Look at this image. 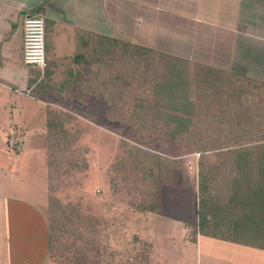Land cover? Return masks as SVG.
I'll use <instances>...</instances> for the list:
<instances>
[{
	"label": "crops",
	"instance_id": "obj_1",
	"mask_svg": "<svg viewBox=\"0 0 264 264\" xmlns=\"http://www.w3.org/2000/svg\"><path fill=\"white\" fill-rule=\"evenodd\" d=\"M26 15L44 21L43 70L22 61ZM103 39L193 63L192 70L219 71L264 83V0H0V264H56L60 259L46 210V120L50 112L56 113L57 102L87 104L96 94L108 95V56L103 59L100 51L97 63L98 54L92 49ZM11 139L20 146L19 152L9 145ZM31 151L42 156L41 169L29 182L26 156ZM24 153L22 160L11 159ZM178 161L158 159L159 173L151 187L158 189L156 207L132 210L133 264L264 261L262 249L199 233L197 177L192 201L184 186L179 192L167 189L172 188ZM195 166L197 172V162ZM91 226L84 223L80 231L85 233L86 263H92L86 255L91 250ZM213 226L222 231L228 223L218 221ZM116 227L102 226L101 241L111 232L118 247L119 239L127 237Z\"/></svg>",
	"mask_w": 264,
	"mask_h": 264
},
{
	"label": "trees",
	"instance_id": "obj_2",
	"mask_svg": "<svg viewBox=\"0 0 264 264\" xmlns=\"http://www.w3.org/2000/svg\"><path fill=\"white\" fill-rule=\"evenodd\" d=\"M92 49L96 55L98 54L94 58L97 63H100V51H102L103 59L106 54L108 57L116 58L115 61L118 57H128L130 60L123 58L125 65H128V61H130L137 64L138 70L146 69L140 73L141 75L147 74V68L150 67V64L144 66L141 63L144 58H149L153 54L162 58V62L158 65L162 71L159 76L154 77L156 79L149 88L150 96L145 95V97L135 101L115 99L108 115L112 121L115 120L119 124H127L142 131H150L155 135H161L169 140L186 143L194 147L199 154L196 176L199 233L264 250V113H258L256 114L257 117L248 118L244 121L246 123L248 121L258 128L257 141L251 145L236 144L235 147L226 146L228 143L218 145V116L213 115L209 119L202 120L197 114V111L203 107L218 113V109L228 106L227 103L235 98L234 95L237 98L240 97L238 95H246L248 88L256 89L253 96L261 95L262 93L258 89H263L264 83L235 77L234 83L225 85V91L221 92L224 85L218 84V78L223 79L221 74L214 76V72L205 71L202 68L193 71L185 61L174 57L160 56L145 48L114 39L106 41L103 39L100 43L93 44ZM196 72L203 73L204 77L198 79ZM117 78H120L118 74ZM117 78L112 81L114 86L109 87L116 89V93L120 94L119 97L124 96L127 91H133L132 86L128 84H126L127 89H125V84L119 86L121 80ZM204 79L207 80L202 82L204 83L202 85L200 82ZM239 81H245L243 82L245 84H238ZM198 91L210 99L204 104L195 101L192 96ZM219 95L224 99L218 98ZM256 100L255 103L261 102L260 99ZM65 118H68L66 113L50 112L46 120L44 163L47 170L46 179L49 192L52 190V186L56 185V171H58V178H60L64 174L68 175L67 173L71 170L81 171L86 168V160L82 158L83 153L78 152L79 149H71L77 137L76 134L72 135L71 132L65 130L67 124ZM242 122L228 119L224 126ZM203 123H207L208 126L215 125L217 130H209L204 133L200 130V127L204 126ZM261 128L263 129L261 130ZM220 135L225 137V141H227L226 139L233 140L235 137L230 132ZM245 135L247 133H240L242 138H246ZM157 158V156L139 148L131 150L129 155L120 158L119 165L121 168L119 170L127 174L129 178L132 177L131 183L139 184V188L142 189V191L134 190L139 196V201L137 203L136 201L130 202L133 208L142 211L156 207L154 195L158 189L157 186L154 189L151 187L152 181L155 182V176L159 173L152 162L153 159ZM148 159L151 163H147ZM158 163L156 161L155 164ZM136 173H139L140 176L134 177ZM219 176L224 180L221 188H218L217 178ZM135 178H137L138 183L135 182ZM126 180L128 181V179ZM58 182H60L59 186L64 185L62 179ZM217 191L218 194H216ZM48 194L47 208L51 229L52 209L55 204H53L54 198L51 193ZM59 207V202L56 201V209ZM218 221L227 222V229L218 231V227L213 226L217 225ZM79 227L81 228L80 231H83L84 224L81 220ZM211 227H215V229L212 230ZM95 236L97 234L93 233L94 238ZM80 244H84V237H82ZM83 250L75 251L77 256L75 259L77 260L74 261V264H85L86 259ZM91 264L99 263L94 259Z\"/></svg>",
	"mask_w": 264,
	"mask_h": 264
},
{
	"label": "rangeland",
	"instance_id": "obj_3",
	"mask_svg": "<svg viewBox=\"0 0 264 264\" xmlns=\"http://www.w3.org/2000/svg\"><path fill=\"white\" fill-rule=\"evenodd\" d=\"M108 58V89L111 85L114 86L112 81L117 78L118 74L120 78L117 79L121 80L119 86L125 84V89H127L128 86L126 84H128L132 86L133 91H127L124 93V96L119 97L120 94H116V89L110 88V91H107L108 95H101L100 97L99 94H96L91 97L87 104H74L68 103L67 101H61L60 103L57 102L59 98L57 99L56 94V112L64 113L63 111L66 109L71 111L70 113H66L68 114V118H65L67 122L65 130L71 132L72 135L76 134L77 137L71 149H79L78 152H82V158L86 160V168L81 171L71 170L67 173L68 175L64 174L60 178H58V171H56V185L52 186L50 192L48 191L46 179L47 205L49 201L48 193H51L54 198L53 204H55V207L52 209L51 227L57 245L56 252L60 254V259L59 257L56 259V264H69L70 259L74 261L77 260L75 259V257H77L75 251L78 252L84 249V245L80 244L82 243V237H85L84 232L80 233V220L83 221V224H89L91 222L92 232H89V234H97L95 238L92 236L91 245H88V248L91 250H88L86 253L91 260L95 259V261L98 263L100 262V264H102V261H104V264H133L132 255L134 248H132L131 240L133 233L132 228L135 221L132 215V210H134V208L130 205V202L136 201L137 203L139 201V196L134 190L137 189L136 191H142V189L139 188V184L131 183L132 177L129 178L127 174L119 170V168H121L119 165L120 158L129 155L131 150L139 148L153 156H157V159L152 160L156 170L157 164L155 163L158 159L172 161L173 158H179L180 161H178V163L180 167L178 169L176 168L177 171H175L174 168V177L173 179L171 178L172 182L170 186H172V188L169 189V187H167V189L172 192H179L180 190H178V188H183L184 186L188 192L187 194L190 201H192L193 196L197 192L195 187L197 172L195 171L194 162V154L197 153V151L194 147L186 143L169 140L161 135H155L150 131H142L127 124H119L115 120L112 121L110 115H108L112 106L111 104L113 100L116 99V95L118 100L121 101H135L136 99L145 97V95L148 97L150 96L149 88L156 79L154 77L159 76L162 71V68H158V65L162 62V58L154 54L149 58H144L141 63L144 66L150 64V67L147 68V74L145 75H141L140 73L146 71V69L142 68L143 70H138L136 68L137 64L134 62L128 61V65H125L123 58L130 60L128 57H118L117 61H115L116 58ZM193 65V63H187L188 67H193ZM196 70L194 69L193 71ZM219 74L223 76V79L218 78V84H224L221 92L225 91V85L231 82L233 84L234 78L238 77L219 71L215 73L214 76H218ZM196 77L202 79L204 76L203 73L198 72ZM98 78L100 79V77ZM205 80L207 79L202 80L200 83L205 82ZM243 82L239 81L238 84L241 83L244 85L245 83ZM202 85H204V83H202ZM255 90L256 89L248 88L247 94L249 95H238L240 96L239 98L234 95L233 97L235 98L227 103L228 106L218 109V113L205 109L204 107L197 111V114H199L202 120L209 119L213 115L218 116V145H222V143L225 145L228 143L226 146L235 147L236 144L251 145L257 141L259 135L257 132L259 131L258 128L254 127V125L248 121L247 123L244 122L248 120V118L257 117L256 114L258 113H264V88L258 89L262 93L261 95L253 96ZM196 93L192 98L201 104L206 103L210 99V97L202 95L201 91ZM65 97L70 100L67 95L64 96V99H66ZM218 98H221V100L224 99V97L220 95ZM256 99H260L261 102L255 103V101H257ZM102 100H105L106 104ZM228 119H234L237 122L240 120L243 122L240 124L235 123L236 125L230 126L228 124V126H224ZM203 124L204 126L200 127V130L204 133L209 130H217L215 125L208 126L207 123ZM262 129L263 128H261V130ZM229 132L235 137H233V140L226 139L227 141H225V137L220 134ZM241 132L247 133V135H245L247 137H240ZM45 139L46 131L43 140L44 148ZM26 154L27 153H24L17 158L11 157V159L22 160ZM69 155L71 157V154ZM41 156L42 155H38L35 151H31L27 154V176H29L27 181L31 182L33 180L32 176H36V170L41 169L40 163L38 162ZM189 161H191V164L188 165ZM148 162L151 163L150 159H148L147 163ZM33 170L34 172L32 173ZM45 173L47 177L46 166ZM137 175L140 176L139 173H136L134 177ZM60 179L63 181V186H59L60 182H58V180ZM126 179H128V181ZM217 179L218 188H221L224 180L220 178V176ZM35 181L36 179L34 182ZM136 181L137 178H135V182ZM136 183H138V181ZM56 201L59 202L60 206L57 209ZM47 205L46 210L48 209ZM108 225L117 226L116 229L120 227L119 234L127 237H124V240L119 239L118 247H116L115 243L118 239L114 235H111V232H109L110 237L108 239H105L103 242L101 241V233L98 231L101 230L102 226ZM90 239L88 241H90ZM104 247L105 250L103 249ZM255 253L260 252L255 251ZM83 254L85 255L84 250ZM112 255H115V258H113ZM84 263L91 264V262ZM72 264H74L73 261ZM260 264H264V261Z\"/></svg>",
	"mask_w": 264,
	"mask_h": 264
},
{
	"label": "built area",
	"instance_id": "obj_4",
	"mask_svg": "<svg viewBox=\"0 0 264 264\" xmlns=\"http://www.w3.org/2000/svg\"><path fill=\"white\" fill-rule=\"evenodd\" d=\"M22 61L25 65L36 67L43 70L46 67L45 61V37L44 21L35 15H26L22 22ZM9 145L19 152L20 146L14 141L9 140ZM194 162L199 157L194 154ZM191 161L188 162V165ZM196 169V166H195Z\"/></svg>",
	"mask_w": 264,
	"mask_h": 264
}]
</instances>
